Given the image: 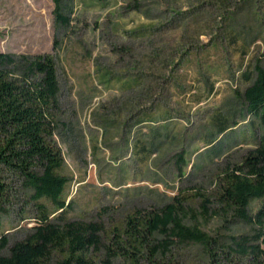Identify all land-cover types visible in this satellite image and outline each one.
Returning <instances> with one entry per match:
<instances>
[{"label": "rangeland", "instance_id": "374dc122", "mask_svg": "<svg viewBox=\"0 0 264 264\" xmlns=\"http://www.w3.org/2000/svg\"><path fill=\"white\" fill-rule=\"evenodd\" d=\"M61 8L67 27L56 24L52 0H0V53L55 59L65 219L108 229L187 195L184 223L218 241L214 257L184 243L169 247L162 262L249 264L228 248L250 228L201 217L192 194L211 191L221 164L264 139L242 98L255 63L264 70V0H62ZM36 214L15 184L0 215V238L8 241L0 256Z\"/></svg>", "mask_w": 264, "mask_h": 264}, {"label": "trees", "instance_id": "16d2710c", "mask_svg": "<svg viewBox=\"0 0 264 264\" xmlns=\"http://www.w3.org/2000/svg\"><path fill=\"white\" fill-rule=\"evenodd\" d=\"M52 1L56 24L67 27L62 0ZM59 91L51 54L0 53V215L7 213L15 184L37 212L33 226L7 256H0V264H164L169 247L184 243L202 246L213 258L218 241L198 226L184 223L187 195L174 196L169 204L152 211L127 214L108 229L65 219L62 195L68 180L61 175L64 160L55 141L63 116ZM242 98L248 115L264 125V70L259 62ZM177 161L183 162L181 157ZM212 185L209 192L192 194L200 201L198 215L247 225L252 235L231 238L234 250L228 251L248 258L249 264H264V250L251 243L264 244V139L238 161L221 164ZM41 200L51 204L54 217ZM157 236L163 239L157 241ZM7 244L2 236L0 253Z\"/></svg>", "mask_w": 264, "mask_h": 264}]
</instances>
